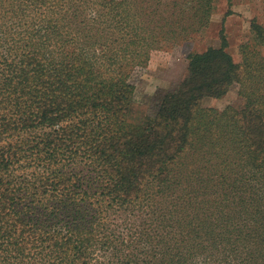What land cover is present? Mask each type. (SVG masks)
I'll return each instance as SVG.
<instances>
[{
	"label": "trees",
	"instance_id": "16d2710c",
	"mask_svg": "<svg viewBox=\"0 0 264 264\" xmlns=\"http://www.w3.org/2000/svg\"><path fill=\"white\" fill-rule=\"evenodd\" d=\"M212 1L0 0V264H264L263 22L135 101Z\"/></svg>",
	"mask_w": 264,
	"mask_h": 264
},
{
	"label": "rangeland",
	"instance_id": "374dc122",
	"mask_svg": "<svg viewBox=\"0 0 264 264\" xmlns=\"http://www.w3.org/2000/svg\"><path fill=\"white\" fill-rule=\"evenodd\" d=\"M212 6L210 22L202 32L172 48L152 51L147 65L134 73L136 104H146L155 93L174 88L186 73L189 53L202 51L208 45L218 46L222 28L228 40L227 50L239 59V45L252 37L251 20L264 24V0H213ZM238 101L236 87L233 86L222 97L204 98L203 105L223 109Z\"/></svg>",
	"mask_w": 264,
	"mask_h": 264
}]
</instances>
